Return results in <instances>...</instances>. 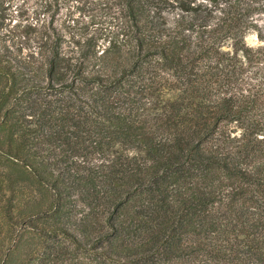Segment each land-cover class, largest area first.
Here are the masks:
<instances>
[{
    "label": "trees",
    "instance_id": "trees-1",
    "mask_svg": "<svg viewBox=\"0 0 264 264\" xmlns=\"http://www.w3.org/2000/svg\"><path fill=\"white\" fill-rule=\"evenodd\" d=\"M100 1L101 50L54 16L0 39V264H264L255 7Z\"/></svg>",
    "mask_w": 264,
    "mask_h": 264
},
{
    "label": "rangeland",
    "instance_id": "rangeland-1",
    "mask_svg": "<svg viewBox=\"0 0 264 264\" xmlns=\"http://www.w3.org/2000/svg\"><path fill=\"white\" fill-rule=\"evenodd\" d=\"M246 1L255 7L252 19L263 40L253 30L246 34L245 41L250 46L264 45V0ZM199 2L212 7L207 1ZM0 16V39L10 46L21 45L22 37L31 33V27L48 23L54 16V25L62 30L70 43L93 39L100 50L110 40L120 37L119 27L123 20L114 9L105 8L100 0H0Z\"/></svg>",
    "mask_w": 264,
    "mask_h": 264
}]
</instances>
